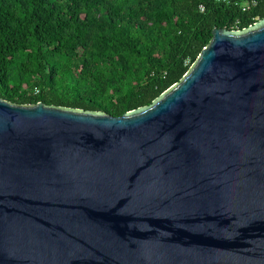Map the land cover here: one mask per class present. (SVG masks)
Segmentation results:
<instances>
[{
  "label": "water",
  "instance_id": "1",
  "mask_svg": "<svg viewBox=\"0 0 264 264\" xmlns=\"http://www.w3.org/2000/svg\"><path fill=\"white\" fill-rule=\"evenodd\" d=\"M0 264H264V18L121 117L0 99Z\"/></svg>",
  "mask_w": 264,
  "mask_h": 264
},
{
  "label": "trees",
  "instance_id": "2",
  "mask_svg": "<svg viewBox=\"0 0 264 264\" xmlns=\"http://www.w3.org/2000/svg\"><path fill=\"white\" fill-rule=\"evenodd\" d=\"M247 1L0 0V99L121 117L179 83L214 29L262 20Z\"/></svg>",
  "mask_w": 264,
  "mask_h": 264
},
{
  "label": "built area",
  "instance_id": "3",
  "mask_svg": "<svg viewBox=\"0 0 264 264\" xmlns=\"http://www.w3.org/2000/svg\"><path fill=\"white\" fill-rule=\"evenodd\" d=\"M208 1H212V2H216V3H226V4H229L231 3L233 0H208ZM257 4V1L256 0H249L247 2H245L243 5H242V11L243 12H246L248 10H250L251 8H254ZM205 9H204V6H200V12H203Z\"/></svg>",
  "mask_w": 264,
  "mask_h": 264
}]
</instances>
